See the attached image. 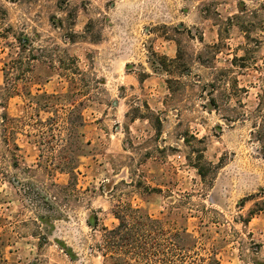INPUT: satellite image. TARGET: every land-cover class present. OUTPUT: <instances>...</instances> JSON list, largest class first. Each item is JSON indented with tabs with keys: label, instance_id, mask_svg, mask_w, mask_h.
<instances>
[{
	"label": "rangeland",
	"instance_id": "obj_1",
	"mask_svg": "<svg viewBox=\"0 0 264 264\" xmlns=\"http://www.w3.org/2000/svg\"><path fill=\"white\" fill-rule=\"evenodd\" d=\"M178 49L188 68L169 75ZM5 76L26 78L0 96L9 172L35 189L0 181V264L145 263L146 229L107 236L129 206L159 242L264 264V0H0Z\"/></svg>",
	"mask_w": 264,
	"mask_h": 264
},
{
	"label": "trees",
	"instance_id": "obj_2",
	"mask_svg": "<svg viewBox=\"0 0 264 264\" xmlns=\"http://www.w3.org/2000/svg\"><path fill=\"white\" fill-rule=\"evenodd\" d=\"M20 44L24 47L28 45L29 40L28 38H21L19 40ZM35 59L33 56H28L27 60ZM58 64L61 67V70L68 72L70 68H65V63L61 60H57ZM14 61L11 62V67L13 66ZM30 67V66H28ZM164 70L169 75H174V73H182V69L188 68L187 60L185 59L184 55L181 53V50L178 49L175 57L173 59L167 60L164 64ZM175 69H177L175 71ZM188 75V73H186ZM72 77V76H68ZM25 76L21 77H10L5 76L4 80V86H0V96L1 98H9L13 93H17L18 91V84L19 82L25 81ZM74 79V78H70ZM75 80V79H74ZM29 94V93H28ZM61 96H51V98H59ZM71 106L75 108L76 101H72L69 103ZM82 104V102L79 103V105ZM73 109H69L68 114H73ZM78 117V125L80 127L83 126V119L81 114L77 115ZM70 117L65 118V124H64V131L66 133H69V136L71 135V125L72 123L69 122ZM16 123L17 120L15 118L10 117L6 112H3L0 114V181L6 180L8 183H11L13 185H19L22 187H26L25 192L30 193L32 190H34V186L30 183L20 184L18 180L16 179V176H12L13 174H10L9 170H18L20 168V162L22 160L21 155L19 154L20 148L15 142V135H16ZM200 142V141H198ZM186 144H188V141L186 140ZM69 159V158H67ZM190 162L193 163L194 168L197 170L199 176L202 179H206L207 174L205 172V161L204 156L201 152L198 150L193 151L190 156L187 158ZM210 167H213L211 164H209ZM214 168V167H213ZM53 186L57 187L59 190H64L67 186H56L53 184ZM156 191V190H153ZM44 199V197H43ZM117 209L123 208V206L117 205L115 206ZM125 209V212L118 216L120 220V225L107 232V236L110 239L116 238L119 236L122 240L125 239L121 235V230L129 228L131 226V221L133 220L135 223L133 225L141 226L143 227L144 231L146 229L147 232V238L149 241H151V248L142 251L141 253V259L142 261H145V263L142 264H207L205 263L206 260H209L211 264H219L217 259L215 258V255L208 256L205 258L204 256H197L196 252L191 249V246H178L177 244H173L170 241V238L162 240V242H159L156 237H154V234L162 233L163 235L169 233L167 230H159L157 227V224H160L159 220L152 219L148 214L142 215L140 209L138 208H132L127 207L123 208ZM39 218H43L42 216H39ZM157 226V227H156ZM156 227V228H155ZM1 228V226H0ZM128 230V229H127ZM126 230V231H127ZM128 235V234H127ZM2 231H0V245H2ZM153 248V250H152ZM158 248V249H157ZM209 264V263H208Z\"/></svg>",
	"mask_w": 264,
	"mask_h": 264
}]
</instances>
